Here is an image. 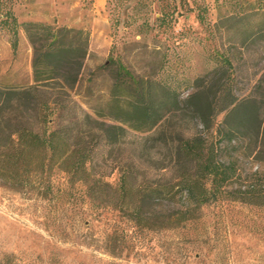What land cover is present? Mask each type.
<instances>
[{"label": "trees", "instance_id": "trees-1", "mask_svg": "<svg viewBox=\"0 0 264 264\" xmlns=\"http://www.w3.org/2000/svg\"><path fill=\"white\" fill-rule=\"evenodd\" d=\"M220 22L217 29L236 35L229 46L249 39L264 43V0ZM0 24L15 55L20 24L11 10L1 14ZM21 26L32 47V82L0 85L1 182L51 190L50 177L60 170L70 185L84 186L98 213L116 210L141 230L183 226L198 208L223 198L264 205V170L242 174L239 165V155L264 162V74L243 92L233 56L213 47L211 68L180 89L164 78L134 74L118 58L105 103L89 113L71 95L87 53V32L31 20ZM168 119L175 124L165 133L161 126ZM189 124L196 129L186 134ZM128 129L154 130L149 139L168 154L162 182L139 179L141 153L111 158ZM213 130L210 139L203 134ZM222 147L231 150L226 157ZM114 171L115 186L107 179Z\"/></svg>", "mask_w": 264, "mask_h": 264}, {"label": "rangeland", "instance_id": "rangeland-1", "mask_svg": "<svg viewBox=\"0 0 264 264\" xmlns=\"http://www.w3.org/2000/svg\"><path fill=\"white\" fill-rule=\"evenodd\" d=\"M253 3L0 0V16L11 10L20 24L15 55L9 33L0 24V85L32 82V47L21 26L31 20L87 32V53L71 95L89 113L105 103L118 58L134 74L164 78L182 89L211 68L209 53L217 47L233 56L238 85L247 92L264 74V43L249 39L229 46L236 35L217 28H223L222 16L247 10ZM221 119L219 114L215 126ZM173 124L175 120L168 119L161 129L168 133ZM195 129L189 124L184 132ZM153 133L128 129L111 158L141 153L139 179L156 183L167 177L169 171L161 166L168 154L158 140L149 139ZM203 134L210 139L215 132ZM221 149L225 157L231 151ZM239 165L242 174L264 170V162L240 155ZM118 175L114 171L107 179L115 186ZM50 183L51 190L43 191L37 183L15 189L0 181V264H264V205L223 198L198 208L197 217L183 226L141 230L116 210L98 213L84 186L70 185L64 172L55 170Z\"/></svg>", "mask_w": 264, "mask_h": 264}]
</instances>
